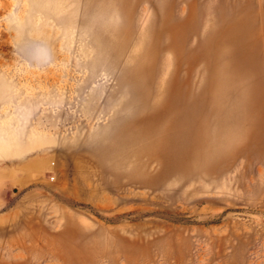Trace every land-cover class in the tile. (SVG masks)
<instances>
[{
    "label": "rangeland",
    "instance_id": "374dc122",
    "mask_svg": "<svg viewBox=\"0 0 264 264\" xmlns=\"http://www.w3.org/2000/svg\"><path fill=\"white\" fill-rule=\"evenodd\" d=\"M0 264H264V0H0Z\"/></svg>",
    "mask_w": 264,
    "mask_h": 264
}]
</instances>
